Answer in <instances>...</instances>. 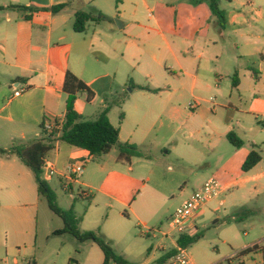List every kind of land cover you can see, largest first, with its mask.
I'll list each match as a JSON object with an SVG mask.
<instances>
[{
	"label": "crops",
	"instance_id": "1",
	"mask_svg": "<svg viewBox=\"0 0 264 264\" xmlns=\"http://www.w3.org/2000/svg\"><path fill=\"white\" fill-rule=\"evenodd\" d=\"M114 1L119 6L110 12L104 8V0H0V149L9 151L13 146H19L15 143H29L31 146L44 138L42 125L45 119L64 121L67 95L63 87L69 72L95 95L91 102L83 95L86 103L80 95L75 104L77 113L84 120L90 121L92 117L97 120L109 106L104 101L100 112L88 115L90 108L100 99L104 100V96L126 95L125 101L114 102L111 109L112 112L119 105L127 107L123 124H115L109 119L120 129V143L136 145L142 152L147 146L146 138L140 133L141 127L149 121L160 120L163 111L178 115L179 100L186 95L194 98L189 104L190 110L199 112L209 123L211 132L207 137L214 149L223 140L230 144L227 139L230 133L241 139L253 134L259 122L264 127L263 6L225 11L227 25L222 30L215 18L211 22L210 14L200 0ZM128 3L132 5V12L128 11ZM59 6L65 8L53 13L52 8ZM90 6L93 10L87 12ZM78 13L94 16L102 13L109 20L88 22L87 31L80 34L74 30ZM115 20H118L119 27ZM148 59L165 71L169 64L175 65L179 72L172 76L164 73L162 83L159 80L154 82L153 70L146 67ZM236 74L238 77L234 80ZM21 87H26L27 91L16 98L15 92ZM138 87H149L159 93ZM211 95L215 97L207 98ZM156 100L162 103L158 104ZM152 102L156 105L153 106ZM206 105L211 106L213 115H206ZM131 122L132 130L126 129ZM241 150L237 149L238 152ZM164 151L163 147L149 150L152 154L146 159H153V153ZM250 153L244 160L240 158L241 171ZM237 154L231 152L230 160L220 166L224 174L238 168ZM89 157L88 151L56 143L48 160L57 171L55 176L65 191L67 181L63 174L68 165ZM213 167L219 168L217 165L209 168ZM100 170L103 172L105 167L101 166ZM55 176L43 179L50 185ZM262 182L264 158L251 172H242L238 180L222 185L228 188V193L235 186L247 188L254 183L253 190L249 191L254 195L258 192L257 185ZM43 200L35 174L21 159L16 154H0V251L3 247H6V255L12 247L19 252L22 249L35 251ZM216 201L220 207L225 205L224 200ZM66 236L70 235L54 237ZM69 242L64 240L62 244V264H70L73 260L72 251L67 247ZM158 250L165 253L154 264H159L168 254L165 247ZM32 264H40L39 257Z\"/></svg>",
	"mask_w": 264,
	"mask_h": 264
},
{
	"label": "rangeland",
	"instance_id": "2",
	"mask_svg": "<svg viewBox=\"0 0 264 264\" xmlns=\"http://www.w3.org/2000/svg\"><path fill=\"white\" fill-rule=\"evenodd\" d=\"M200 1L210 14L211 22L214 21L208 0ZM219 1L220 8L226 12L264 7V0ZM103 6L113 12L119 3L104 0ZM127 7L128 11L132 12V5L128 3ZM86 10L92 12L93 6ZM115 22L119 27L118 20ZM147 63V69H152L156 76L154 82L159 80L162 83L164 73H170L172 76L179 72L175 65L169 64L168 70L165 71L149 59ZM148 86L152 84L148 83ZM125 96L124 93L104 96V100L100 99L96 106L90 108L88 115L93 116L100 112L105 102L111 106L114 102L118 104L125 101ZM81 97L86 103L85 96ZM211 97L215 96L207 98ZM156 102L162 103L160 100ZM156 102L151 104L155 106ZM192 102L194 98L186 95L179 100L178 115L172 116L169 110L163 111L160 120L149 121L141 127L140 133L146 138L147 146L144 153L149 156L152 154L149 150L162 147L165 149L164 153L155 152L153 159L133 158L132 163L122 164L119 162V149L115 147L110 154L97 157L86 165L84 172L78 176L80 183H73L72 191H65L57 176L50 184L59 208L64 211L73 209L77 219L81 220L79 231L94 233L130 264H154L165 253L158 248L172 250L178 235L164 238L163 233L169 231V221L175 216L178 208L210 179H216L222 184L238 180L242 174L240 158L244 160L252 151L253 144L260 146L259 152L264 158V127L261 122L253 134L241 138L244 146L240 152L224 140L214 149L207 137V133L211 132L210 125L199 112L190 110L189 104ZM142 103L150 106V103L145 101ZM210 107L206 105L207 116L214 113ZM126 109V106L119 105L110 113L109 118L115 124H123ZM94 120V117L90 119ZM132 128V122L126 125V129ZM231 152L238 153V168H232L228 174H224L220 166L230 160ZM212 165L219 168H209ZM101 166L105 167L103 172L100 170ZM253 186L254 183L247 188L235 186L220 198L225 201L223 207L214 201L205 214L196 220L197 230L194 233L199 234L201 239L188 249L194 264L264 262V182L257 185V193L250 195L249 191L253 190ZM98 190L105 193H99ZM84 192L89 193L91 198L85 197ZM244 208L252 211V215L243 222L233 221L234 214ZM64 226L63 219L51 211L46 199L43 200L39 209L38 242L35 251L22 249L19 252L12 247L9 255H6V247H3L0 251V264H32L37 257L40 264H62L64 240L70 241L67 247L72 251L73 260L79 264L104 263L103 251L97 244L80 243L72 235L65 238L52 236L53 231L61 230ZM253 244L259 245L261 250L256 254H240L247 246ZM4 259L6 261H2Z\"/></svg>",
	"mask_w": 264,
	"mask_h": 264
},
{
	"label": "trees",
	"instance_id": "3",
	"mask_svg": "<svg viewBox=\"0 0 264 264\" xmlns=\"http://www.w3.org/2000/svg\"><path fill=\"white\" fill-rule=\"evenodd\" d=\"M213 17L217 20L219 27L224 30L227 25V13L220 8L219 0H208ZM65 6H59L52 8L53 13L62 11ZM23 10H27V7H21ZM108 17L102 13L97 16L87 13H78L75 17L74 30L77 33H85L87 31L88 22L102 23L108 21ZM238 77L236 74L233 79ZM143 91L152 92L158 94V90H151L149 87H138ZM64 93L67 95L66 102V117L63 121V127L60 131H56L53 134L45 135L44 138L31 146H13L9 151L0 149V154L8 155L16 154L21 161L35 174L38 190L40 195L46 199L51 211L63 219L65 227L62 230L55 231L53 236H63L65 234L72 235L80 243L93 242L97 244L104 254L103 264H130L128 261L119 257L115 251L104 240L98 238L92 232H80L79 223L73 209L70 211H64L57 205L56 195L51 186L43 179L44 164L49 154L55 149L57 142L65 143L75 149L88 151L95 158L108 155L115 147L119 149V161L123 163L130 162L133 158H149L144 152H142L138 146L132 144L120 143V129L115 127L110 119L109 114L114 105L108 106L95 121H87L79 115L75 109V104L80 95H86L88 102L93 101L95 98L94 93L89 87L81 81L73 73L69 72L66 76L64 87ZM229 143L237 148L241 149L244 146L243 141L235 134L230 133L227 136ZM263 161V156L259 152V147L254 145L253 150L248 155L246 161L242 166V172L247 174L251 172L259 163ZM252 211L244 208L236 212L233 216V221L243 222L249 216L252 215ZM201 239L199 234H193L192 236L180 237L178 244L180 249L188 250L193 244H196ZM259 250L258 245L247 248L241 252L242 255H250ZM177 251L174 250L164 256L159 264H162L168 260ZM70 264H79L77 261L72 260Z\"/></svg>",
	"mask_w": 264,
	"mask_h": 264
},
{
	"label": "built area",
	"instance_id": "4",
	"mask_svg": "<svg viewBox=\"0 0 264 264\" xmlns=\"http://www.w3.org/2000/svg\"><path fill=\"white\" fill-rule=\"evenodd\" d=\"M26 91V87H21L17 89L14 96L19 98ZM191 108L195 109V106H191ZM62 127L63 121L47 118L43 122L42 130L45 135H50L56 131H60ZM93 159L94 156L90 154V157L85 161L68 165L65 173L63 174V177L67 181L65 185V189L67 191H72L71 185L73 183H78V176L84 172L86 165ZM43 169V178L46 180L57 174V171L52 166L48 158L45 160ZM227 191L228 188L223 186L222 183L216 179H210L206 184H204V186L195 192L189 200L185 201L183 205L178 208L175 216L169 221V231L163 233L164 238H170L174 234L178 235V238L174 243V248L172 250H167L168 253H171L174 250L177 252L162 264H194L189 256L188 250L185 251L180 249L178 241L182 236L193 235V231L197 229L196 220L202 215L211 202L220 199ZM83 194L85 197L91 198L89 193L84 192Z\"/></svg>",
	"mask_w": 264,
	"mask_h": 264
}]
</instances>
